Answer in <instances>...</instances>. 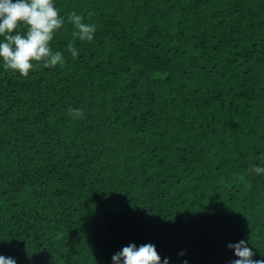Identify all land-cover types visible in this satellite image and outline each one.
<instances>
[{
    "label": "trees",
    "instance_id": "trees-1",
    "mask_svg": "<svg viewBox=\"0 0 264 264\" xmlns=\"http://www.w3.org/2000/svg\"><path fill=\"white\" fill-rule=\"evenodd\" d=\"M54 4L64 63L0 68V254L110 264L151 243L169 264H231L245 239L264 259V0Z\"/></svg>",
    "mask_w": 264,
    "mask_h": 264
},
{
    "label": "clouds",
    "instance_id": "clouds-1",
    "mask_svg": "<svg viewBox=\"0 0 264 264\" xmlns=\"http://www.w3.org/2000/svg\"><path fill=\"white\" fill-rule=\"evenodd\" d=\"M67 19L74 28V38L83 41L93 39L95 27L85 23L81 14L72 12ZM63 22L64 17L59 15L54 0H0V68L26 76L37 67L62 65L63 53L53 52L49 42ZM21 28L24 29L23 32L20 31ZM67 50L73 58L77 57L78 49L72 42L67 44ZM250 172L264 175V166L253 164ZM227 247L235 257L231 264H264V259H253L254 252L245 239L229 243ZM179 255H183V252ZM0 264L17 262L14 257L0 254ZM110 264H169V258H162L154 244L144 243L137 246L129 243L111 255Z\"/></svg>",
    "mask_w": 264,
    "mask_h": 264
}]
</instances>
